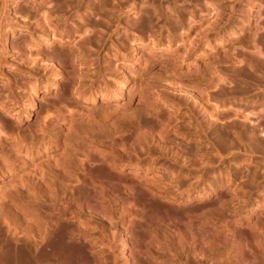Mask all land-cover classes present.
I'll list each match as a JSON object with an SVG mask.
<instances>
[{
	"label": "clouds",
	"instance_id": "clouds-1",
	"mask_svg": "<svg viewBox=\"0 0 264 264\" xmlns=\"http://www.w3.org/2000/svg\"><path fill=\"white\" fill-rule=\"evenodd\" d=\"M25 6L23 23L0 17V116L13 122L9 129L0 121V226L42 240L73 223L99 264H130L118 225L142 219L139 192L169 205L216 196L197 232H153L141 257L234 264L235 226L251 235L244 264H264V0ZM9 33L23 38L15 56ZM37 102L45 109L33 124ZM215 128L223 139L210 135ZM101 167L127 178L126 205L93 179ZM89 189L94 198L81 202Z\"/></svg>",
	"mask_w": 264,
	"mask_h": 264
},
{
	"label": "bare ground",
	"instance_id": "bare-ground-1",
	"mask_svg": "<svg viewBox=\"0 0 264 264\" xmlns=\"http://www.w3.org/2000/svg\"><path fill=\"white\" fill-rule=\"evenodd\" d=\"M7 1L8 0H2L3 12L5 11L4 4H7ZM12 9H14V7L11 8L10 11H12ZM4 15L7 16V13L5 12ZM4 15L1 13L0 17ZM7 39L8 48H10V35ZM60 86L62 87V85ZM30 114L32 116L33 112ZM0 121H3L1 117ZM149 123L150 122L146 121L145 126H150ZM91 175L95 181L107 185L109 195L113 197V199L120 201L121 204H127L128 201L122 196L120 187L121 184L126 182V177L117 176L103 167L95 169ZM214 187H216L215 184ZM221 192L222 191H219L217 187V195L219 196V194H221L219 198L223 199V194L226 193ZM94 196L95 192L89 189L87 195L84 192L80 194V201L83 203H90ZM134 199L141 210L138 215L141 216L142 219L125 217L122 224L126 229L121 239H123V244L126 247V255L130 264H142V262L151 263L141 257V253L149 247V240L151 238L150 232L148 233L145 230L147 227L145 224L151 222L153 226H158L161 225V222L163 223L170 218H174L171 210L173 206L155 201L142 192H139ZM157 205L161 206L159 213L154 210ZM45 211L51 213L55 210L46 208ZM185 216L187 217L185 220H181L178 217L175 219H179L187 230H191L193 227L199 229L200 221L198 219H191L187 214ZM105 223L102 222V224ZM138 229H142L143 231L139 233ZM23 230L24 225L22 223L21 231ZM233 231L238 243L234 264H244V261L252 259L243 247L245 239L250 241L251 235L250 237L249 235L245 237L242 235L245 230L235 226H233ZM198 235V247L203 249L204 234L198 233ZM228 239L232 240V237H228ZM91 246V244L87 243L86 240L79 235L78 227L67 228L63 223H60L57 227L52 229L46 238L42 240L39 237H37V240H32L27 236H10L7 230L0 226V264H99V260L92 254L93 252L90 251V256L86 255V252L90 250ZM153 251H155L154 248Z\"/></svg>",
	"mask_w": 264,
	"mask_h": 264
},
{
	"label": "rangeland",
	"instance_id": "rangeland-1",
	"mask_svg": "<svg viewBox=\"0 0 264 264\" xmlns=\"http://www.w3.org/2000/svg\"><path fill=\"white\" fill-rule=\"evenodd\" d=\"M7 2H8L7 3V9L3 12L2 11L3 10L2 9V0H0V14L2 13L4 15V13L6 12L9 21L15 22V23H23V21L20 20V17L28 16L29 12H30V10L25 6V0H8ZM13 7H14V9H12V11H10V9ZM144 23H146V22H144ZM174 31H178V29L174 28ZM9 35H10V48H8V50H9L10 55L15 56V54H16L15 49H20L21 52L23 51V49H22L23 38L22 37L14 38L12 33H9L8 36ZM16 37H19V33L16 34ZM9 75L13 79L14 84L19 83V80L15 75H13V74H9ZM61 85H62L61 89L66 92L67 89H66L65 85L64 84H61ZM126 98H127V96H126ZM44 109H45V106L43 104H40L39 102H37V109L35 111H33V114H32L33 124L39 119V116H40V114L43 113ZM0 117H1V120H3L4 123L6 124V127H8L9 129H11L13 127V122L5 120V118L3 116H0ZM210 135H213V136L217 137L218 139H223V137H224V133L219 128L213 129L212 132L210 133ZM259 143H261V142L257 141V144H259ZM233 171L235 172V170H233ZM235 174L237 176L239 175L238 172ZM88 191L89 190H85L84 193L87 195ZM220 195L221 194H219V196ZM224 198H226V194H223V199ZM217 203H218L217 198L214 197L212 199L211 203H208V202L201 203L199 200L193 199V201L191 203L181 204L180 206L172 205L173 208L171 210H172V213L174 215V218H170L168 221L163 222V223L161 222L160 223L161 225H158V226H153L151 224V222L150 223L147 222L145 224L147 226L145 230L148 233L150 232V235L153 232H155L161 236H163L164 234H168L170 237L174 235V230H180V231H183L184 233L197 232L198 231L197 227H193L191 230H187L183 226L182 222H180L179 219L176 220L175 218L178 217L181 220H185V218H187L185 215L187 214L191 219L195 220L205 209H208V208L215 209ZM160 209H161V206H159V205L155 206V208H154L155 212H157V213L160 212ZM102 222L98 220V223L103 228V230L110 234L112 231L111 226L105 222H103L105 224H102ZM63 224L67 228L77 227L73 223H63ZM118 228H119V240L121 241L122 246H124L123 239H121V238L125 234L126 227H124L123 224H121V225H118ZM138 231H139V233H141L143 230L138 229ZM243 233H242V235H244L245 237L246 236L248 237V235L250 237V233H248L247 231L246 232L244 231ZM90 251L93 252L92 246L90 247V250H88L86 252L87 256H90ZM249 261H251V259ZM121 264H124L123 260H121ZM142 264H151V263L142 262ZM193 264H194V262H193Z\"/></svg>",
	"mask_w": 264,
	"mask_h": 264
}]
</instances>
